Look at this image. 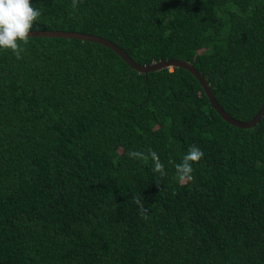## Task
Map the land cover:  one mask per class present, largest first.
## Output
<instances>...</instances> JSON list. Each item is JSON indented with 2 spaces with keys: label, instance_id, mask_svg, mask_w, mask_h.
Here are the masks:
<instances>
[{
  "label": "trees",
  "instance_id": "16d2710c",
  "mask_svg": "<svg viewBox=\"0 0 264 264\" xmlns=\"http://www.w3.org/2000/svg\"><path fill=\"white\" fill-rule=\"evenodd\" d=\"M31 3L32 31L190 63L238 121L264 100V0ZM21 47L0 50V264H264V114L233 127L186 70L139 74L95 43ZM192 145L204 155L181 186L169 159ZM149 148L164 177L128 156Z\"/></svg>",
  "mask_w": 264,
  "mask_h": 264
},
{
  "label": "clouds",
  "instance_id": "9594fccd",
  "mask_svg": "<svg viewBox=\"0 0 264 264\" xmlns=\"http://www.w3.org/2000/svg\"><path fill=\"white\" fill-rule=\"evenodd\" d=\"M81 2L82 0H71V7L76 10ZM41 15V11L33 7L31 0H0V50H10L17 60L22 59L21 53L24 49L21 43L28 44L33 25ZM203 155L198 146L192 145L179 163L169 159V164L175 168V179L178 184L184 186L194 180L193 164L199 163ZM128 156L130 159L145 162L150 158L153 172L158 173L159 177L167 175L158 153L151 148L146 152L129 150ZM156 184L159 185L158 182ZM136 203L144 218L149 219V210L145 208L142 200L137 198Z\"/></svg>",
  "mask_w": 264,
  "mask_h": 264
},
{
  "label": "water",
  "instance_id": "95a60500",
  "mask_svg": "<svg viewBox=\"0 0 264 264\" xmlns=\"http://www.w3.org/2000/svg\"><path fill=\"white\" fill-rule=\"evenodd\" d=\"M29 37L36 38H63V39H76L83 42H90L101 45L107 49L113 51L124 63H126L131 69L135 70L139 74L147 75L150 72L160 71L167 68H181L189 72L199 83L204 94L206 95L213 110L229 125L239 128V129H250L254 127L264 114V100L257 110L255 115L247 122L238 121L231 116H229L223 109L219 106L216 99L214 98L212 92L210 91L209 85L202 75L188 62L183 60H163L156 63H152L147 66H141L136 64L123 50L115 45L114 43L107 41L103 38L83 34L78 32H66V31H32Z\"/></svg>",
  "mask_w": 264,
  "mask_h": 264
}]
</instances>
